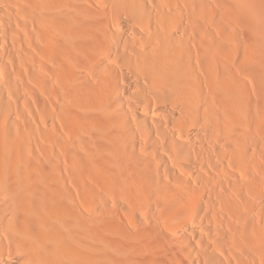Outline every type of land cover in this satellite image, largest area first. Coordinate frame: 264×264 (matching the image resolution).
<instances>
[{"label":"bare ground","instance_id":"6f19581e","mask_svg":"<svg viewBox=\"0 0 264 264\" xmlns=\"http://www.w3.org/2000/svg\"><path fill=\"white\" fill-rule=\"evenodd\" d=\"M0 264H264V0H0Z\"/></svg>","mask_w":264,"mask_h":264},{"label":"rangeland","instance_id":"374dc122","mask_svg":"<svg viewBox=\"0 0 264 264\" xmlns=\"http://www.w3.org/2000/svg\"><path fill=\"white\" fill-rule=\"evenodd\" d=\"M99 213L101 212L100 210L98 211ZM121 216V215H120ZM123 217L121 216V219H122ZM124 219V218H123ZM121 220L122 222H125V220H126V218H125V220ZM124 224H126L127 225V221L124 223Z\"/></svg>","mask_w":264,"mask_h":264}]
</instances>
